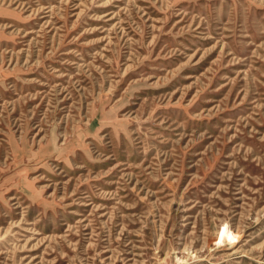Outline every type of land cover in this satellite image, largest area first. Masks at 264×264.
Returning <instances> with one entry per match:
<instances>
[{
    "label": "rangeland",
    "instance_id": "rangeland-1",
    "mask_svg": "<svg viewBox=\"0 0 264 264\" xmlns=\"http://www.w3.org/2000/svg\"><path fill=\"white\" fill-rule=\"evenodd\" d=\"M0 264H264V0H0Z\"/></svg>",
    "mask_w": 264,
    "mask_h": 264
},
{
    "label": "bare ground",
    "instance_id": "bare-ground-1",
    "mask_svg": "<svg viewBox=\"0 0 264 264\" xmlns=\"http://www.w3.org/2000/svg\"><path fill=\"white\" fill-rule=\"evenodd\" d=\"M226 231H227V230H226ZM226 233H227V232H226ZM221 234H222V233H221ZM227 236H229L228 239H231V240L237 238V234H233V233H231V232H230ZM225 240H227V239H225Z\"/></svg>",
    "mask_w": 264,
    "mask_h": 264
}]
</instances>
